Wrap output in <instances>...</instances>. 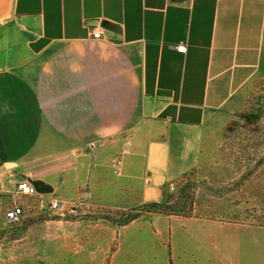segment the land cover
Listing matches in <instances>:
<instances>
[{"label": "crops", "instance_id": "0c3cea01", "mask_svg": "<svg viewBox=\"0 0 264 264\" xmlns=\"http://www.w3.org/2000/svg\"><path fill=\"white\" fill-rule=\"evenodd\" d=\"M263 41L264 0H0V196L28 179L41 199L163 201ZM66 223L61 264L126 262L133 221Z\"/></svg>", "mask_w": 264, "mask_h": 264}, {"label": "rangeland", "instance_id": "374dc122", "mask_svg": "<svg viewBox=\"0 0 264 264\" xmlns=\"http://www.w3.org/2000/svg\"><path fill=\"white\" fill-rule=\"evenodd\" d=\"M12 200L0 196V264H61L62 225L74 220L133 221L122 235L126 262L104 264H264V41L250 80L207 112L195 169L166 188L160 202L171 214L142 213L144 203L92 207L80 199L74 213L60 216L41 198L22 196V216L6 224Z\"/></svg>", "mask_w": 264, "mask_h": 264}, {"label": "built area", "instance_id": "2783aa9c", "mask_svg": "<svg viewBox=\"0 0 264 264\" xmlns=\"http://www.w3.org/2000/svg\"><path fill=\"white\" fill-rule=\"evenodd\" d=\"M91 36L94 39L100 38V32H91ZM185 45L180 44L176 47L177 52L184 53ZM114 173L119 174V164L116 163L113 165ZM15 199L13 201V205L7 208L4 211V221L6 224H13L17 222L23 214L22 208L17 204V199L22 196H35L37 194L34 186L31 184L30 180L22 179L20 180L15 187ZM41 205L48 207L53 212L59 214L60 216H69L70 214L75 212V208H77V202L74 200H60L57 198L54 199H41Z\"/></svg>", "mask_w": 264, "mask_h": 264}, {"label": "trees", "instance_id": "16d2710c", "mask_svg": "<svg viewBox=\"0 0 264 264\" xmlns=\"http://www.w3.org/2000/svg\"><path fill=\"white\" fill-rule=\"evenodd\" d=\"M143 205L145 207V210H143L142 213H165V214H171V212H169V211H167L169 213L164 212V209L168 208V204H166L164 202H147V203H144ZM136 217L137 216L132 217L130 219V221L135 219Z\"/></svg>", "mask_w": 264, "mask_h": 264}, {"label": "water", "instance_id": "95a60500", "mask_svg": "<svg viewBox=\"0 0 264 264\" xmlns=\"http://www.w3.org/2000/svg\"><path fill=\"white\" fill-rule=\"evenodd\" d=\"M179 1H184V0H179ZM30 182L34 186L36 192L39 194H48L52 191V189L48 185L44 184L42 181L30 180Z\"/></svg>", "mask_w": 264, "mask_h": 264}]
</instances>
